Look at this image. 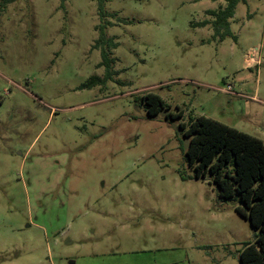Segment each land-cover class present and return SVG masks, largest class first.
<instances>
[{
    "label": "rangeland",
    "instance_id": "1",
    "mask_svg": "<svg viewBox=\"0 0 264 264\" xmlns=\"http://www.w3.org/2000/svg\"><path fill=\"white\" fill-rule=\"evenodd\" d=\"M4 2L0 264H240L258 232L195 177L184 129L203 116L264 142V0L224 40L198 24L225 0H105L104 21L96 0Z\"/></svg>",
    "mask_w": 264,
    "mask_h": 264
},
{
    "label": "trees",
    "instance_id": "2",
    "mask_svg": "<svg viewBox=\"0 0 264 264\" xmlns=\"http://www.w3.org/2000/svg\"><path fill=\"white\" fill-rule=\"evenodd\" d=\"M243 0H225V6L219 11L208 10L206 19L199 26H210L215 35L224 40L230 35V21L234 18L237 5ZM15 0H5V4ZM64 6L65 0H61ZM99 17L104 21L105 0H96ZM105 25H97L98 38L93 46L99 50L102 62L99 67H110L111 49L117 44L108 38ZM111 25V24H110ZM196 26V25H195ZM94 82L99 79L93 78ZM150 117L158 115L165 108L163 100L155 94L143 97ZM172 120L180 116L167 114ZM184 129L185 126L181 125ZM184 136L189 138L185 152L188 164L194 168L197 179L212 178L224 200H235L241 204L237 213L247 219L251 227L258 233L255 243L245 244L239 254L240 264H264V142L258 138L229 127L221 122L199 116L190 120L189 129H184Z\"/></svg>",
    "mask_w": 264,
    "mask_h": 264
},
{
    "label": "bare ground",
    "instance_id": "3",
    "mask_svg": "<svg viewBox=\"0 0 264 264\" xmlns=\"http://www.w3.org/2000/svg\"><path fill=\"white\" fill-rule=\"evenodd\" d=\"M252 61H254V60H252Z\"/></svg>",
    "mask_w": 264,
    "mask_h": 264
}]
</instances>
